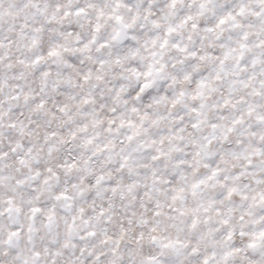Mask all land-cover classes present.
I'll use <instances>...</instances> for the list:
<instances>
[{"label": "snow or ice", "instance_id": "6c2138e0", "mask_svg": "<svg viewBox=\"0 0 264 264\" xmlns=\"http://www.w3.org/2000/svg\"><path fill=\"white\" fill-rule=\"evenodd\" d=\"M0 264H264V0H0Z\"/></svg>", "mask_w": 264, "mask_h": 264}]
</instances>
